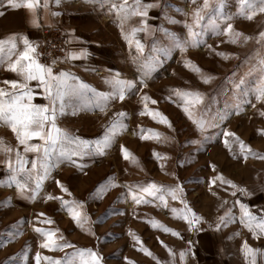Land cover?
<instances>
[{
  "label": "rangeland",
  "instance_id": "rangeland-1",
  "mask_svg": "<svg viewBox=\"0 0 264 264\" xmlns=\"http://www.w3.org/2000/svg\"><path fill=\"white\" fill-rule=\"evenodd\" d=\"M112 2L120 4L121 0H111ZM203 2L204 0H146V3L157 5L148 10L147 23L152 31L138 32L136 38L145 47L143 53L145 57L159 52L163 59L161 67L145 81L147 87L138 86L123 102L118 99L110 102L105 112L98 108L81 107L85 101L80 97L65 98L67 114L62 116L58 123L82 137L96 138L102 135L104 126L112 118L113 113L121 110L128 113L125 121L128 128L117 136L113 147L104 156L82 158L80 162L84 165L83 170L68 163L53 169L35 200L20 198L15 186L0 185V202L11 197L10 203H0V264H35L34 257L37 251L60 259H65L66 254L71 255L74 252V248L56 250L41 248L42 237L33 230V224L58 228L59 234L76 249L91 248L99 252L104 258L103 264H127L125 256L135 260L137 264H223L225 256H220L216 261H208L207 257L201 254L200 238L203 233H216L223 240L227 251L238 246L239 239L235 237H240L248 229L239 223L240 208L235 201L239 199L249 205L254 213H261L260 206L264 202V159L248 155L247 160H244L239 154L238 145L233 146L236 154L234 158L233 153H230L223 144V130L235 131L254 151L264 155V134L259 131L264 129V117L259 115L264 109V102L255 98V88L264 76L259 67V59L264 55L262 50L264 46L256 41L258 33L264 31V13H257L252 20L235 16L229 21L236 29L253 37L248 42L241 41L237 44L228 42V37L223 33L213 34L207 27L208 20L205 18L203 39L207 45H212L220 51L235 53V56L228 60L211 53L204 45L190 47L182 53L173 46L170 36L165 35L163 29L185 38L186 28L183 22H191L193 10L201 7ZM92 3L95 6V2ZM237 7V0H224L223 12L225 15L234 14ZM208 12L209 15L215 14L214 8ZM168 17L174 18L176 22L169 21ZM139 19L133 17L127 22L126 30L138 25ZM220 23L222 27H226V23ZM48 27L52 29L50 36L58 43L64 39L67 46L63 56L59 58L60 66L54 67V71L66 70L100 91L111 90L105 80L115 73H120L125 79L140 80L138 67L131 60V57L137 54L135 45L130 51L115 14L109 16L97 12L88 18L87 27L91 28L92 34L96 35L98 42L101 43L88 48L90 57L80 63H74L73 60L66 58V54L72 50L67 32L60 26ZM38 33L39 41L42 35L39 29ZM164 49L168 50L167 55H163ZM37 58L39 59L38 51ZM185 58H190L205 72L214 74L215 80L209 84L203 83L199 74L184 66ZM176 88L198 89L203 92L206 96L203 106L206 118L231 113L227 121H217L216 127L207 129L206 135L209 139L199 146V150L197 145L188 142L199 138L200 133L180 107L181 100L170 91ZM144 93L158 101L156 105L149 103V107L158 108L166 114L172 121L175 131L153 121L147 115H139L142 110L139 101ZM169 96L172 97L171 100L168 99ZM45 103H48L46 97L39 99L37 104ZM237 103L241 104L243 111H236ZM73 108H79L75 115L72 114ZM138 126L156 129L175 139L166 143L141 140ZM0 138L12 148L17 146L14 134L3 123H0ZM121 144L135 154L142 167H137L122 157L119 151ZM154 149L160 153H167L168 159L156 160L152 155ZM12 158L14 159V155ZM28 158L31 161L32 154H28ZM4 159L5 155L0 153V161ZM161 162L165 165L163 170L160 168ZM210 163H215L218 172H222L226 178L247 188L253 194L245 197L237 192L234 197L232 196L234 189L219 184L214 185L212 191H209L207 180L209 176L214 175ZM27 167H31L30 162ZM171 172H176L179 179L170 175ZM8 175L6 165L0 163V180L6 181ZM109 176L116 178L117 186L109 188L102 198L93 199L90 193ZM57 178L68 187L71 195L61 192L55 184ZM153 181L164 185L176 183L183 185V198L204 218L197 228L189 230L187 223L171 212V208L183 207L179 200H172L169 197L168 208L159 205L158 201L136 205L124 187L125 184L146 186ZM213 192L217 195H213ZM47 193L63 196L67 200L75 198L84 201L83 211L91 220L86 228H90L95 235L78 227L61 207L59 200H46ZM224 200L227 204L221 207ZM257 204L260 206H256ZM229 208L235 214L234 221L217 230L215 225L219 216ZM40 212L46 213L55 223L38 224L36 216ZM152 219L177 230L180 236L159 227L153 228L148 223ZM129 229L141 237L144 246L151 250L152 256L138 251V245L134 247L135 242L128 235ZM10 233L17 234L13 238ZM160 241L168 247H164ZM188 241L192 243L189 244ZM168 248L176 255H170ZM181 250H191L195 255L189 252L185 260L181 261L179 256Z\"/></svg>",
  "mask_w": 264,
  "mask_h": 264
},
{
  "label": "snow or ice",
  "instance_id": "snow-or-ice-1",
  "mask_svg": "<svg viewBox=\"0 0 264 264\" xmlns=\"http://www.w3.org/2000/svg\"><path fill=\"white\" fill-rule=\"evenodd\" d=\"M24 2L28 9L34 10L39 0H24ZM92 2L99 3L101 6L105 2L111 4L109 11L114 12L116 18L119 20L121 34L129 45L130 51L132 46L135 45L137 54L132 56L131 60L137 65L141 78L139 81L136 79H125L121 77L120 73H115L105 80V83L110 86V91L97 90L66 70L54 71L56 60H53L51 64L41 63L37 58L38 46L31 42L27 36L22 37L23 50L19 51L16 58L10 60L7 64L8 70L16 73L19 79L5 80L3 84L8 87H0V123L5 124L11 130L17 141V146L12 148L6 145L3 139L0 138V153L6 157L0 163H4L9 171L6 181L0 180V185L15 186L17 194L22 199L35 200L43 188L44 181L49 178L51 171L60 165L68 163L83 170L84 165L80 162L82 158L104 156L113 147L117 136L128 128L125 122L128 113L123 110L113 113L112 118L104 126L103 134L96 138H85L62 127L58 123V120L67 114L66 108L68 106L65 102L66 97H80L85 101L81 107L98 108L101 112H105L110 102L117 99L123 102L126 96L131 94L138 86L147 87L145 81L163 64L162 55L159 52H154L150 57H145L143 55L145 47L136 38L138 32L151 33L152 29L147 23L148 10L156 7V4L143 3L142 0H131V3H129V0H121L120 4L111 3V0H92ZM7 3L13 8L20 6L17 0H7ZM56 3H60V0H56ZM237 3V11L234 14L225 15L223 12L224 0H215V4H213V0H204L201 7L193 10L191 22H183L186 28L185 38H181L178 34L171 33L167 29H163V31L165 35L170 36L173 46L182 53L186 52L190 47L204 45L211 53L224 60H228L235 56V53L220 51L216 47L206 44V41L203 39V28L205 27L203 21L207 17V27L213 34L220 35L223 33L228 37V42L232 44L252 40L253 37L251 35L236 29L234 24L229 21L235 16L252 20L257 13H264V0H237ZM47 6L48 0H44V7L47 8ZM213 8L215 14L209 15L208 10ZM53 15H58V13H53ZM133 17L140 18L139 24L131 26L130 30H126V23ZM168 20L173 23L176 22L172 17H168ZM218 21L226 23V27H222V24ZM32 23L36 24V20L33 19ZM16 39L17 37L13 36L8 41V56H11L13 51L17 49ZM256 41L258 44L264 46V31L258 33ZM4 52L5 44L0 41V63H3L7 58L4 56ZM167 52L168 50L164 49L163 55H167ZM85 55L86 50L80 49L79 52L67 53L66 58L79 59ZM184 66L199 74L200 80L205 84H209L215 80L214 74L205 72V70L190 58H185ZM259 67L261 73H264V55L259 59ZM33 82L35 83L33 84ZM237 87L239 88L240 85H237ZM34 88L42 89V92H37ZM170 91L181 100L180 107L192 122L196 131L200 133L199 138L188 141L191 144L197 145V150H199V146L209 139L206 135L207 129L216 127L217 121H227L231 113L218 114L216 117L206 118L203 107L206 96L203 92L198 89L181 90L179 88L171 89ZM255 94L256 100L264 102V76L258 82L255 88ZM37 95L45 96L48 103H34V97ZM171 98V96L168 97L170 100ZM139 102L142 104V110L139 112V115H147L153 121L166 125L169 129L175 131L172 121L166 114L158 108L149 107V103L156 105L158 103L157 100L150 97L147 93H144L141 95ZM235 108L237 112L243 111L240 103H237ZM78 110L79 108H73L72 114L75 115ZM259 115L264 117V109L259 112ZM138 131L141 140L166 143L175 139L156 129H145L143 126H138ZM259 131L261 134H264V129H259ZM223 137L225 148L230 153H233L234 158L236 154L233 146L238 145L239 154L244 160H247L248 155H254L264 159V155L254 151L235 131L224 129ZM119 151L126 161L133 163L137 167H142L139 159L125 145H119ZM28 154H32L33 156L31 161H29ZM13 155L14 159L12 158ZM152 155L158 161H166L168 159L167 153H160L155 149ZM29 162L31 167H27ZM164 167V163L161 162L160 168L163 170ZM210 168L214 175L209 176L207 180L209 191H212L214 185L219 184L228 185L234 189L232 191V196L234 197L237 195V192L243 194L245 197L253 194L247 188L241 187L233 180L226 178L222 172H218L215 163H210ZM169 174L176 177L177 180L179 179L176 172ZM55 184L61 192L71 195L68 187L60 179H55ZM116 186V178L109 176L90 195L93 199H100L109 188ZM124 187L127 188L128 195L131 196V199L136 205L156 203L158 201L159 205L168 208L169 197L172 200H179L183 207L171 208V212L178 218L184 220L189 230L197 228L204 219L183 198L184 187L181 183L164 185L163 183L153 181L146 186L143 184H125ZM227 190L226 188L225 191ZM213 195H217V193L213 192ZM45 199L59 200L61 207L67 211L68 215L78 227L89 231L91 235H95L90 228H86V225L90 224L91 220L88 214L83 211L84 201H78L75 198L67 200L63 196L53 195L52 193H47ZM10 202L11 197H8L4 202L0 203ZM225 204H227L226 200L222 202L221 207ZM235 204H238L240 208L239 223L251 232L254 239L264 237V210H261L260 214H256L250 210L249 205L241 202L239 199L235 201ZM234 219L235 214L229 208L219 216L215 227L219 230L222 227H226L228 223L233 222ZM36 221L38 224L45 225L55 223L44 212H40L36 216ZM148 223L153 228L159 227L166 232L180 236L177 230L167 227L158 220L152 219ZM33 230L42 237L40 247L43 249L56 250L74 248V252L71 255L66 254L65 259L43 255L40 251H37L34 257L35 264H42V262H46V264H103L104 258L99 252L91 248L76 249L62 234H59L60 230L58 228L40 227L37 224H33ZM16 234L10 233V236L14 238ZM238 234L236 233V235ZM128 235L135 242L134 247L136 245L139 246L138 251L148 256L153 255L151 250L144 246L141 237L132 229L128 230ZM160 243L164 247H168L163 241H160ZM188 243L191 244L192 242L188 241ZM168 251L170 255H176L171 248H168ZM241 251L247 264H258V258H264V249L251 246L247 240L242 242ZM189 252L191 250H181L179 253L180 260L184 261ZM191 254L195 255L194 252H191ZM124 260L127 264H137L135 260L127 256L124 257Z\"/></svg>",
  "mask_w": 264,
  "mask_h": 264
},
{
  "label": "crops",
  "instance_id": "crops-1",
  "mask_svg": "<svg viewBox=\"0 0 264 264\" xmlns=\"http://www.w3.org/2000/svg\"><path fill=\"white\" fill-rule=\"evenodd\" d=\"M142 2L146 3V0H142ZM17 3L20 6L13 8L7 3V0L0 2V41L5 44L4 56L7 57L3 63H0V87H8L3 84L5 80L19 79L16 73L8 70L7 64L16 58L19 51L23 50V36H27L36 45L39 39L38 29L41 25L60 26L69 36L72 45L71 52H79L80 49L86 50L84 57L70 60H73L74 63L85 62L86 58L90 57L88 48L101 43L98 42L97 36L92 34L91 28L87 27L88 18L97 12L109 16L115 14L109 11L111 7L109 2H105L103 6L95 2V6H93L90 0H60V3H56V0H48V6L45 8L44 0H39L34 10L28 9L24 0H17ZM53 13H58V15H53ZM33 19L36 20V24L32 23ZM13 36L17 37V49L11 56H8V41ZM34 90L42 92V89L34 88ZM43 98H45L43 95L35 96L34 103H38L39 99ZM260 207L259 211L264 210V202ZM235 238L239 239L238 246L227 251L223 240L216 233H203L200 238L201 254L205 258L207 257L208 261H216L220 256H225L226 260L223 264H247L241 251V244L244 240H247L253 247L264 249V237L254 239L249 230ZM258 264H264V258H258Z\"/></svg>",
  "mask_w": 264,
  "mask_h": 264
},
{
  "label": "built area",
  "instance_id": "built-area-1",
  "mask_svg": "<svg viewBox=\"0 0 264 264\" xmlns=\"http://www.w3.org/2000/svg\"><path fill=\"white\" fill-rule=\"evenodd\" d=\"M52 29L48 26H40L39 32H41V39L37 42V51L41 63L51 64L53 60H56L54 67H59V58L63 56V52L66 51V42L63 39L58 43L50 36Z\"/></svg>",
  "mask_w": 264,
  "mask_h": 264
}]
</instances>
